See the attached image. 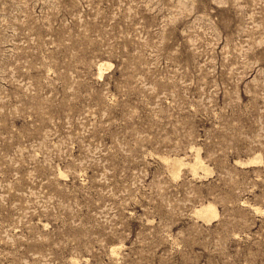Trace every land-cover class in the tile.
<instances>
[{"label": "rangeland", "instance_id": "1", "mask_svg": "<svg viewBox=\"0 0 264 264\" xmlns=\"http://www.w3.org/2000/svg\"><path fill=\"white\" fill-rule=\"evenodd\" d=\"M0 264H264V0H0Z\"/></svg>", "mask_w": 264, "mask_h": 264}, {"label": "bare ground", "instance_id": "2", "mask_svg": "<svg viewBox=\"0 0 264 264\" xmlns=\"http://www.w3.org/2000/svg\"><path fill=\"white\" fill-rule=\"evenodd\" d=\"M208 205H209V204H208ZM210 205H211V204H210ZM210 205L207 206L206 208H203L201 211L206 210V209H209V208H210V209L213 208V207H210ZM214 212H217V211H213V213H214Z\"/></svg>", "mask_w": 264, "mask_h": 264}]
</instances>
